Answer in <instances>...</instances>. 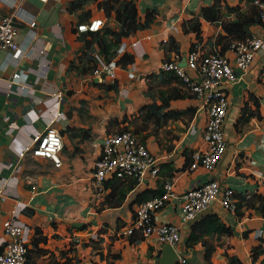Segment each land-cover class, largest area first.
Here are the masks:
<instances>
[{"label": "crops", "instance_id": "crops-1", "mask_svg": "<svg viewBox=\"0 0 264 264\" xmlns=\"http://www.w3.org/2000/svg\"><path fill=\"white\" fill-rule=\"evenodd\" d=\"M70 1L17 0L26 10L24 17L36 21V35H28V25L21 23L16 36L17 59L4 66L5 56H0V239L4 237L2 222L16 210L33 236L37 228L47 237L38 246L42 261L51 255L60 262L68 257L72 264H155L162 245L155 237L120 234L131 222L143 193L161 189L171 177L178 195L217 179L235 191L236 210L230 212L213 202L196 219L216 213L231 234H203L185 246L190 223H183L180 234L185 238L176 250L184 264H233L230 258L235 264H264V212L257 196L264 194V49L256 52L250 66L237 72L236 80L225 88L229 103L224 122L227 147L210 171L189 169L191 154L204 148V105L185 93L175 75L159 69L162 61L183 57L198 41L208 51L225 48L234 35H228L223 25L240 16L259 19L257 8L249 0H137L138 19L143 22L149 8H155L154 18L146 28L112 44L114 36L104 28L117 32L120 23L110 25L108 20L113 18L96 2L84 9H90L89 19L102 17L103 28L96 37L79 32L81 10L68 12ZM213 5L217 17L203 16L201 9ZM11 10L10 0H0V17ZM198 22L200 33L196 35L191 25ZM251 33L264 39L260 19L248 27V35ZM100 37L112 44L110 58L116 56V63L124 51L134 56L130 64L117 63L116 78L105 83H98L91 74L94 55L101 53ZM136 40L139 44L132 47ZM224 54H228L226 48ZM42 63H47L45 71ZM14 72L20 73V78H12ZM56 91L59 97L54 95ZM152 103L160 108L146 118ZM51 105L65 114L54 124L63 140L62 165L56 168L46 158L27 154L20 161L17 182L9 179L2 187V181L11 175L8 164L17 160L16 150L30 141L27 130L43 127L37 115ZM244 106L258 115L236 123ZM175 111L181 113L175 115ZM5 116L28 128H9ZM130 129L158 158V178L138 183L107 177L104 190L97 193L90 179L104 135ZM181 203L172 198L154 212L155 221L178 223ZM257 246L263 252L253 261L251 254ZM207 247L213 249L210 261L204 257ZM59 252L64 257L57 256Z\"/></svg>", "mask_w": 264, "mask_h": 264}, {"label": "built area", "instance_id": "built-area-1", "mask_svg": "<svg viewBox=\"0 0 264 264\" xmlns=\"http://www.w3.org/2000/svg\"><path fill=\"white\" fill-rule=\"evenodd\" d=\"M47 2L48 0H39ZM185 3L191 0H183ZM257 8L258 18L264 23V0H249ZM11 11L0 17V56L4 54V66L17 59L15 53L19 49L16 36L19 25H28V35H36V21L24 17L26 10L10 0ZM63 10H65L63 8ZM104 26L102 17H93L77 24V31L98 32ZM139 40L131 43L136 47ZM264 49V39L254 33L242 38H231L226 45L228 54L219 50H205L201 42H196L183 57L181 56L161 62L159 69L175 75L185 93L193 99L203 103L206 116L202 131L204 148L191 154L190 170L201 167L207 171L212 170L224 154L227 141L224 133L229 103L226 99L225 88L237 78V72H244L251 64L256 52ZM44 53L43 49L39 50ZM116 57V56H115ZM115 57L107 60L103 54L94 55L92 76L98 83L113 80L117 75ZM45 71L47 63H42ZM20 73L14 72L12 78H20ZM56 91L54 95L59 97ZM56 104V102L54 103ZM43 121L41 129L27 130L31 136L30 141L24 143L16 150L17 160L8 164L11 175L2 179V187L10 181L17 182L16 174L21 169L20 161L30 154L50 160L54 167L62 165L61 152L63 140L59 130L54 126L56 122L65 117L57 106L41 110L37 115ZM4 121L11 129H24L28 125H18L5 116ZM26 130V129H24ZM160 173L158 158L151 153L147 145L131 130H120L104 135L98 159L91 173V184L97 193L104 190V181L107 177L122 180L141 182L143 179L156 180ZM162 193L137 203L131 222L121 230V235L140 237H155L160 243H169L173 247L181 241V225L189 224L198 214L207 209L212 202L220 207L234 212L237 207L235 191L230 187H223L217 179H211L199 186L187 189L182 195L176 194L174 180L169 178L163 183ZM2 188H0V193ZM172 198H179L181 203V216L178 223L161 222L154 219V212L161 209ZM4 237L0 239V264H28V243L33 232L28 224L19 218V211L12 210L11 214L2 222ZM261 231V230H260ZM178 257L174 264H184L185 259L176 250Z\"/></svg>", "mask_w": 264, "mask_h": 264}, {"label": "trees", "instance_id": "trees-1", "mask_svg": "<svg viewBox=\"0 0 264 264\" xmlns=\"http://www.w3.org/2000/svg\"><path fill=\"white\" fill-rule=\"evenodd\" d=\"M91 1L93 0H71L68 5H67V11L72 13L76 12L78 10H81V13L79 14V21L78 22H84L89 19L91 16V11L90 9L85 10L84 7L88 6ZM115 3H120V6L122 10L116 8L114 6ZM98 7L102 8L107 15L110 14L111 10L115 11V19L117 22L120 23V28L119 31H113L109 29V27H105L104 31L105 33H111L114 36V42H111L112 44H115L120 41L121 37H126L131 34H134L139 29L146 28L149 26L150 22L154 18V13H155V8H149L145 10L144 13V21L141 22L138 19V12L135 6V3L130 0V1H124V0H100L98 1ZM216 9L215 5L210 6V7H204L201 9V12L203 16L205 17H210L211 19H215L217 17L216 14ZM259 19H254L253 17L249 16H240L237 21H230L229 23H226L223 25L224 30L228 33V35H234V38H242L248 35V27L252 23H258ZM191 29L195 30L196 35L200 33V28H199V22L192 24ZM89 35H94L95 37L97 36L96 32H87ZM221 37L218 38V42H221ZM98 47L100 48L101 53L109 59L111 56V52H109L111 43H108L105 38L100 37L98 39ZM226 48V47H225ZM225 48H220V53H224ZM134 61V56L131 52L129 51H124L120 57L118 58L117 63H119L122 66H125L127 64H130ZM110 87H114V85H111ZM109 88V87H108ZM177 98L183 97L182 95H174ZM164 103L167 104V101L164 100ZM246 106V105H245ZM243 108L244 114L240 115L236 123H239L240 121L246 120L249 116L253 114H257V112L253 113V110H248L247 107ZM149 107V106H148ZM160 107L156 105L155 103H152L149 107L148 114L145 115L146 118H149L152 115H156V111H158ZM181 112L175 111V115L180 114ZM161 172V168H160ZM163 187L157 191H146L145 195L141 196L139 202L146 200L152 196L158 195L162 193ZM148 193H151L150 196H148ZM258 200L260 201L259 207L261 210L264 212V194L257 195ZM40 229H35L34 236H32L30 240V247L28 249V264H35V261L33 259V255L31 253H36L40 252L38 249V246L41 242H45L47 237L45 235L41 234ZM217 233L219 235L221 234H231V230L227 227H225L224 223H222L220 217L216 213H207L205 215H202L200 218L193 220L189 224V231L188 235L184 239L185 246H188L189 244H194L197 240L201 239L203 234H213ZM134 236V235H131ZM130 236V237H131ZM213 249L210 247H207L204 253V257L206 260L210 261V255L212 253ZM263 249L260 246L254 247L253 252L251 254V259L254 261L258 257V255L262 254ZM62 255H64L62 253ZM231 262L235 264V261L231 259ZM71 259L66 258L64 261H54L52 264H71ZM237 264H242L241 262L237 261Z\"/></svg>", "mask_w": 264, "mask_h": 264}, {"label": "water", "instance_id": "water-1", "mask_svg": "<svg viewBox=\"0 0 264 264\" xmlns=\"http://www.w3.org/2000/svg\"><path fill=\"white\" fill-rule=\"evenodd\" d=\"M184 63H185V58L183 57L180 64L184 65ZM183 238H184V233L183 235H181V239ZM177 257L178 254L176 248L170 245L169 243H163L160 247V254L155 264H174L177 260Z\"/></svg>", "mask_w": 264, "mask_h": 264}, {"label": "rangeland", "instance_id": "rangeland-1", "mask_svg": "<svg viewBox=\"0 0 264 264\" xmlns=\"http://www.w3.org/2000/svg\"><path fill=\"white\" fill-rule=\"evenodd\" d=\"M99 0H93V1H91V3L89 4V5H91L92 3L94 4V5H96V2H98ZM124 1H130V0H124ZM134 3H136V1L137 0H132ZM114 6L116 7V8H118L119 7V9L120 10H122V8H121V6H120V3H115L114 4ZM112 16V17H111ZM115 16H116V14H115V11L114 10H111V12H110V18H113V19H110V20H108V23H110V25H114V21L115 22H117L116 21V19H115ZM107 23V24H108ZM131 130V129H130ZM213 203V202H212ZM211 203V204H212ZM184 238H185V235H184ZM183 238V239H184ZM183 239H181V240H183ZM63 252V251H62ZM62 252H59L58 254H57V256H59L60 258L61 257H64V255H62L61 253ZM33 257H34V259L35 260H38L39 262H37V264H52L55 260L53 259V257L51 256V255H49L47 258H45V260L44 261H42V260H40V258H39V255H38V252H36V253H34L33 254ZM48 259V260H47ZM47 260V261H46ZM61 261H63V258H61ZM72 264V263H71ZM74 264V263H73Z\"/></svg>", "mask_w": 264, "mask_h": 264}]
</instances>
